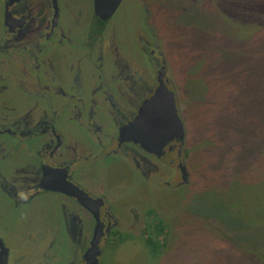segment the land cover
<instances>
[{"label": "rangeland", "instance_id": "1", "mask_svg": "<svg viewBox=\"0 0 264 264\" xmlns=\"http://www.w3.org/2000/svg\"><path fill=\"white\" fill-rule=\"evenodd\" d=\"M145 1L153 2L177 87L189 183L165 186L175 176L171 156L157 164L161 180L156 174L144 180L121 160L84 161L78 182L96 197L112 194L125 223L104 240L100 264H264V0ZM137 4L122 1L113 17L121 30L137 21L131 14L141 11ZM8 136L0 134V142ZM0 200L10 223L2 235L13 250L32 257V247L46 246L52 231L56 264L86 250L89 219L80 228L82 214L63 193L41 191L18 209L0 188ZM165 228L147 244L148 235ZM29 233L37 242L25 239Z\"/></svg>", "mask_w": 264, "mask_h": 264}, {"label": "flooded vegetation", "instance_id": "2", "mask_svg": "<svg viewBox=\"0 0 264 264\" xmlns=\"http://www.w3.org/2000/svg\"><path fill=\"white\" fill-rule=\"evenodd\" d=\"M137 2L141 11L131 10L137 21L132 18L130 32L113 20L121 4L105 20L96 14L95 0H0V134L9 135L0 142V188L18 209L41 191L61 192L82 214V222L76 221L80 228L89 219L86 250L63 264H100L104 240L125 228L112 194L96 197L78 182V174L87 168H80L84 161L96 166L100 160H121L142 179L156 174L161 180L157 164L171 156L175 176L165 186L189 183L185 139L173 135L160 152H152L126 132L160 86V77L177 99L154 26L153 2ZM3 208L0 200V264H56L53 231L46 246L32 247V257L26 249L8 247L2 233L10 223L1 215ZM151 213L149 217L156 214ZM99 225L104 235L94 261ZM33 237L36 241L31 233L25 239Z\"/></svg>", "mask_w": 264, "mask_h": 264}, {"label": "water", "instance_id": "3", "mask_svg": "<svg viewBox=\"0 0 264 264\" xmlns=\"http://www.w3.org/2000/svg\"><path fill=\"white\" fill-rule=\"evenodd\" d=\"M121 2L122 0H95V12L106 20L113 15ZM160 80L161 84L158 89L141 108L135 126L130 130L131 132L126 131L133 139L152 152H160L165 141L170 140L173 135H177L182 140L186 136L184 123L179 115L175 92L167 87L163 77H160ZM79 191L88 196L90 201L92 200L87 192L81 189ZM95 215L98 217L99 214L95 213ZM103 235L104 233L99 225L95 232L92 248L96 253V257L93 256L94 261H98L100 241Z\"/></svg>", "mask_w": 264, "mask_h": 264}, {"label": "trees", "instance_id": "4", "mask_svg": "<svg viewBox=\"0 0 264 264\" xmlns=\"http://www.w3.org/2000/svg\"><path fill=\"white\" fill-rule=\"evenodd\" d=\"M159 224H157V226H158ZM157 226H156V228H157ZM165 230H166V228L165 229H161V230H159V233L158 234H156V233H154V237H153V234L152 235H148V237H147V244H149V245H151L154 241H156L157 242V240H156V238L157 237H160V236H164L163 235V233L165 232ZM156 231V230H155ZM152 246V245H151ZM155 246H157V244H155Z\"/></svg>", "mask_w": 264, "mask_h": 264}]
</instances>
